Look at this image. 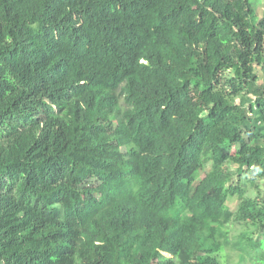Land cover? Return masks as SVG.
I'll use <instances>...</instances> for the list:
<instances>
[{
	"label": "trees",
	"instance_id": "16d2710c",
	"mask_svg": "<svg viewBox=\"0 0 264 264\" xmlns=\"http://www.w3.org/2000/svg\"><path fill=\"white\" fill-rule=\"evenodd\" d=\"M259 72L251 0H0V264H264Z\"/></svg>",
	"mask_w": 264,
	"mask_h": 264
},
{
	"label": "rangeland",
	"instance_id": "374dc122",
	"mask_svg": "<svg viewBox=\"0 0 264 264\" xmlns=\"http://www.w3.org/2000/svg\"><path fill=\"white\" fill-rule=\"evenodd\" d=\"M254 8L256 9L257 16H262L264 14V0H251ZM264 75L262 72H259V82L263 81ZM231 167L234 169L235 165L232 164ZM260 188L264 191V181L261 182ZM234 201V200H233ZM231 231V240L233 241L236 235L241 231V228L237 226H230ZM256 235L264 237V234L259 232ZM220 259L223 262H231L233 264H254L248 256L241 257L239 252L234 249L232 246H228L222 249L220 252Z\"/></svg>",
	"mask_w": 264,
	"mask_h": 264
}]
</instances>
